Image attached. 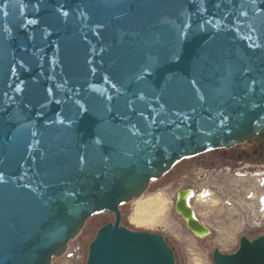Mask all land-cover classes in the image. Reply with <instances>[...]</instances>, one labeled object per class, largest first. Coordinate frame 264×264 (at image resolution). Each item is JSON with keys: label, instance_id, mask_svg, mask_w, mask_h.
<instances>
[{"label": "water", "instance_id": "1", "mask_svg": "<svg viewBox=\"0 0 264 264\" xmlns=\"http://www.w3.org/2000/svg\"><path fill=\"white\" fill-rule=\"evenodd\" d=\"M263 134L264 0H0V264H52L99 213L86 264H177L121 206ZM213 262L264 264V236Z\"/></svg>", "mask_w": 264, "mask_h": 264}, {"label": "rangeland", "instance_id": "2", "mask_svg": "<svg viewBox=\"0 0 264 264\" xmlns=\"http://www.w3.org/2000/svg\"><path fill=\"white\" fill-rule=\"evenodd\" d=\"M240 150V146L220 149L182 160L162 179L153 180L141 198L122 205V225L133 231L162 234L177 264H214L215 250L233 254L242 237L253 240L264 236V161L241 163L237 155ZM181 191H192L191 207L211 230L210 236L195 237L176 212ZM203 194L205 200L199 199ZM159 195L166 203V219L153 227L136 226L132 217L139 202ZM114 220L109 213L92 216L69 243L67 253L54 258L52 264H86L89 246L98 230Z\"/></svg>", "mask_w": 264, "mask_h": 264}, {"label": "bare ground", "instance_id": "3", "mask_svg": "<svg viewBox=\"0 0 264 264\" xmlns=\"http://www.w3.org/2000/svg\"><path fill=\"white\" fill-rule=\"evenodd\" d=\"M192 196H193L192 191L189 193H185L184 196L181 198V201H183L186 205H189L190 208L193 210L190 203ZM205 198H206L205 194L199 197V199L201 200H205ZM165 210H166V203L163 200L162 196L159 195L156 197L153 196L151 198H146V199L143 198L139 202V205L136 207V209L133 211L134 213L132 217L133 220L132 222L136 224V226L138 225L142 227H153L159 224L164 219H166ZM195 217L197 218L196 214ZM198 235L202 239H204L206 233H198Z\"/></svg>", "mask_w": 264, "mask_h": 264}, {"label": "flooded vegetation", "instance_id": "4", "mask_svg": "<svg viewBox=\"0 0 264 264\" xmlns=\"http://www.w3.org/2000/svg\"><path fill=\"white\" fill-rule=\"evenodd\" d=\"M239 146H240L241 150L238 151L237 155H238V159L241 161V163H243V162L260 163V162L264 161V134L261 137H256L254 139L248 140L241 145L235 146L234 148L239 147ZM234 148H232V149H234ZM233 152H234V150H233ZM233 152H232V154H233ZM190 203H191V200H190ZM126 228H128V227H126ZM128 229H130V228H128Z\"/></svg>", "mask_w": 264, "mask_h": 264}, {"label": "built area", "instance_id": "5", "mask_svg": "<svg viewBox=\"0 0 264 264\" xmlns=\"http://www.w3.org/2000/svg\"><path fill=\"white\" fill-rule=\"evenodd\" d=\"M68 251V250H67ZM67 251H66V253H67ZM74 255V254H73ZM72 254L70 255L71 257L73 256Z\"/></svg>", "mask_w": 264, "mask_h": 264}, {"label": "trees", "instance_id": "6", "mask_svg": "<svg viewBox=\"0 0 264 264\" xmlns=\"http://www.w3.org/2000/svg\"><path fill=\"white\" fill-rule=\"evenodd\" d=\"M122 207V206H121ZM121 209V208H120ZM115 221V220H114ZM169 244V243H168ZM172 249V248H171ZM173 250V249H172ZM174 252V251H173ZM175 254V253H174ZM176 258V257H175Z\"/></svg>", "mask_w": 264, "mask_h": 264}]
</instances>
